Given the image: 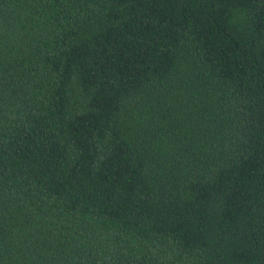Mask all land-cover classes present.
<instances>
[{
  "label": "trees",
  "instance_id": "1",
  "mask_svg": "<svg viewBox=\"0 0 264 264\" xmlns=\"http://www.w3.org/2000/svg\"><path fill=\"white\" fill-rule=\"evenodd\" d=\"M0 264H264V0H0Z\"/></svg>",
  "mask_w": 264,
  "mask_h": 264
}]
</instances>
